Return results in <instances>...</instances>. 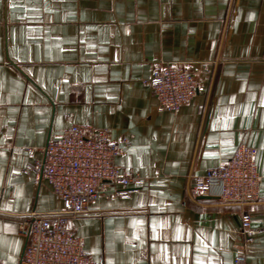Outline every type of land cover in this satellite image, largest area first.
Here are the masks:
<instances>
[{
  "label": "crops",
  "instance_id": "0c3cea01",
  "mask_svg": "<svg viewBox=\"0 0 264 264\" xmlns=\"http://www.w3.org/2000/svg\"><path fill=\"white\" fill-rule=\"evenodd\" d=\"M157 62L186 64L198 85L176 112L142 83ZM262 101L264 0H0V264L19 263L23 215L62 208L28 166L74 124L107 129L123 148L115 164L145 180L67 222L93 260L264 264ZM242 144L256 150V202L190 193L189 176ZM243 211L254 235L241 234Z\"/></svg>",
  "mask_w": 264,
  "mask_h": 264
},
{
  "label": "built area",
  "instance_id": "2783aa9c",
  "mask_svg": "<svg viewBox=\"0 0 264 264\" xmlns=\"http://www.w3.org/2000/svg\"><path fill=\"white\" fill-rule=\"evenodd\" d=\"M142 83L159 105L171 112L178 111L198 92L191 70L179 62H157ZM121 143L129 146L127 140ZM27 151L32 156V150ZM41 152L42 159L28 166V170L49 185L62 208L22 216L19 232L25 245L18 264H103L102 256L95 261L86 254L82 240L66 224L89 213V202L100 194L126 195L145 180L115 164L123 148L110 138L107 129L71 125L61 135L49 138ZM255 156L254 148L239 145L226 163L208 169L203 175L189 176L190 193L198 196L216 188L223 203L245 206L256 202L262 177ZM109 186L110 191H106L104 188ZM240 229L243 235L255 234L247 211L241 213ZM243 261L241 253L234 257L235 264Z\"/></svg>",
  "mask_w": 264,
  "mask_h": 264
},
{
  "label": "snow or ice",
  "instance_id": "6c2138e0",
  "mask_svg": "<svg viewBox=\"0 0 264 264\" xmlns=\"http://www.w3.org/2000/svg\"><path fill=\"white\" fill-rule=\"evenodd\" d=\"M262 103H264V101H262Z\"/></svg>",
  "mask_w": 264,
  "mask_h": 264
}]
</instances>
